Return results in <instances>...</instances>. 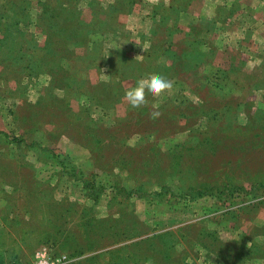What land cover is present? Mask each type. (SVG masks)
Here are the masks:
<instances>
[{"label":"rangeland","instance_id":"rangeland-1","mask_svg":"<svg viewBox=\"0 0 264 264\" xmlns=\"http://www.w3.org/2000/svg\"><path fill=\"white\" fill-rule=\"evenodd\" d=\"M0 264H264V0H0Z\"/></svg>","mask_w":264,"mask_h":264},{"label":"clouds","instance_id":"clouds-1","mask_svg":"<svg viewBox=\"0 0 264 264\" xmlns=\"http://www.w3.org/2000/svg\"><path fill=\"white\" fill-rule=\"evenodd\" d=\"M171 87V82L163 76H152L147 80L140 81L135 87L127 90L123 99L134 110L145 105V96H158L162 91ZM158 114V113H155Z\"/></svg>","mask_w":264,"mask_h":264},{"label":"trees","instance_id":"trees-1","mask_svg":"<svg viewBox=\"0 0 264 264\" xmlns=\"http://www.w3.org/2000/svg\"><path fill=\"white\" fill-rule=\"evenodd\" d=\"M59 157L60 156H58L57 158H59ZM84 185L89 190L94 189V187L96 186V184L94 182V179L92 180V178H90V180H88L87 182H85ZM262 185H263L262 183L255 182V183H253L251 185V187H253L254 189H258ZM159 187H161V189L169 190L167 184H161ZM133 189H135V188H132V189H130L128 191H131L132 192ZM139 189H141V188H139ZM212 189H215L217 198H221V196L223 194H226L227 197H234V194H233V191L234 190H237V191L244 190L245 191L247 188L245 189V187L242 186V185H238V184H235V183H231L230 181L223 180V181L218 182L217 184H214V185H211V186H207V187H204V188H201V187H188L186 189H181L180 192L185 197H189L191 195L193 197H198V196H201V195L207 193L208 191H210ZM228 189H230V192L227 193ZM121 190H123V192L126 191V189L123 188V187H120L119 188V191H121ZM137 191H139V190H137ZM193 197H191V198H193ZM226 213H229V210L226 211L225 214Z\"/></svg>","mask_w":264,"mask_h":264}]
</instances>
